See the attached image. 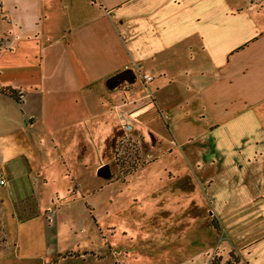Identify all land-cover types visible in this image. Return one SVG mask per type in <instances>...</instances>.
I'll use <instances>...</instances> for the list:
<instances>
[{"label": "crops", "instance_id": "1", "mask_svg": "<svg viewBox=\"0 0 264 264\" xmlns=\"http://www.w3.org/2000/svg\"><path fill=\"white\" fill-rule=\"evenodd\" d=\"M6 78L23 99L0 98L22 102L32 124L46 97L60 96L56 144L77 145L85 116L115 119L122 103L148 154L191 167L168 173L192 184L161 192L154 206L159 217L175 214L171 229L185 220L186 243L198 246L176 248L173 264H205L216 246L210 228L238 264H264V0H0Z\"/></svg>", "mask_w": 264, "mask_h": 264}, {"label": "rangeland", "instance_id": "2", "mask_svg": "<svg viewBox=\"0 0 264 264\" xmlns=\"http://www.w3.org/2000/svg\"><path fill=\"white\" fill-rule=\"evenodd\" d=\"M10 81L6 78L2 84L0 79V87L11 86ZM58 98L46 97L47 109L36 113L37 124L24 116L22 102L0 98V179L6 180L0 182V264H173L179 257L176 248L184 247V255L197 249L191 240L186 243L191 231L186 236L185 220L171 229L175 214L159 217L154 207L161 192L192 184L171 181L168 173H191V167L179 159L148 154L154 150L142 148L143 137L133 129L138 121L119 106L122 103L114 108L115 119L85 116V138L77 145L54 143L50 128H64V119L54 112ZM87 99L94 110L96 98ZM30 103L38 111L37 98L31 96ZM91 122L98 131L89 134L98 143L88 138ZM124 122L131 125L130 131ZM55 134L64 135V130ZM106 164L110 173L100 174ZM217 167L207 168V176L214 177ZM165 200L164 195L157 204ZM35 212L39 216L21 221ZM210 230L216 246L205 264H238L236 254L218 247L217 234Z\"/></svg>", "mask_w": 264, "mask_h": 264}, {"label": "trees", "instance_id": "3", "mask_svg": "<svg viewBox=\"0 0 264 264\" xmlns=\"http://www.w3.org/2000/svg\"><path fill=\"white\" fill-rule=\"evenodd\" d=\"M0 93L9 95V96L15 98L18 101L21 100L20 94L12 86H7V87H4V88L0 89ZM37 216H39V213L35 212L32 216H30L28 218H24V217L21 218V221L24 222V221L30 220V219H32L34 217H37ZM2 230H3V225H2V219H1V205H0V236H1ZM1 240L2 239H0V243L2 242Z\"/></svg>", "mask_w": 264, "mask_h": 264}, {"label": "water", "instance_id": "4", "mask_svg": "<svg viewBox=\"0 0 264 264\" xmlns=\"http://www.w3.org/2000/svg\"><path fill=\"white\" fill-rule=\"evenodd\" d=\"M99 173L100 174H109L110 173V166L108 164L102 166L100 169H99Z\"/></svg>", "mask_w": 264, "mask_h": 264}, {"label": "built area", "instance_id": "5", "mask_svg": "<svg viewBox=\"0 0 264 264\" xmlns=\"http://www.w3.org/2000/svg\"><path fill=\"white\" fill-rule=\"evenodd\" d=\"M124 127L126 128V130H129V129L132 128L131 125H129V124L125 123V122H124ZM0 182L3 183V184H5L6 183L5 178H1L0 179Z\"/></svg>", "mask_w": 264, "mask_h": 264}]
</instances>
